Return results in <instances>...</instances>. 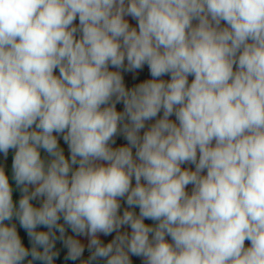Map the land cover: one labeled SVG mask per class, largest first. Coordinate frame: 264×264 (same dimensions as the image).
<instances>
[{
	"label": "clouds",
	"instance_id": "obj_1",
	"mask_svg": "<svg viewBox=\"0 0 264 264\" xmlns=\"http://www.w3.org/2000/svg\"><path fill=\"white\" fill-rule=\"evenodd\" d=\"M0 264H264V0H0Z\"/></svg>",
	"mask_w": 264,
	"mask_h": 264
}]
</instances>
